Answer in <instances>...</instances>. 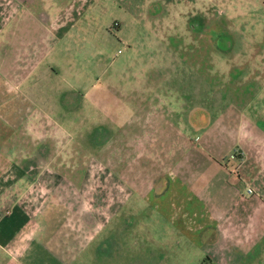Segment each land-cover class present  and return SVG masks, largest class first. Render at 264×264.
Listing matches in <instances>:
<instances>
[{"label": "crops", "instance_id": "obj_1", "mask_svg": "<svg viewBox=\"0 0 264 264\" xmlns=\"http://www.w3.org/2000/svg\"><path fill=\"white\" fill-rule=\"evenodd\" d=\"M45 1L0 0V264H116V259L117 264H127L130 254L121 245L128 237L130 207L151 199L161 214L158 221L173 226L169 256L174 252L176 261L185 255L178 244L187 242L212 249L210 257L217 264H250L244 260L256 248L263 251L257 250L255 256H263L264 157L245 153L225 163L222 155L207 153L205 147L204 152H194L200 143L212 144L204 136L210 125L203 115L196 116L202 108L188 110L186 152L178 157L173 153L178 143L171 139L178 140L179 134L172 127V136H166L170 152L159 153L172 163L152 176L131 168L135 161L130 160L131 146H139L134 155L140 160L150 140L160 137L149 115L154 110L146 107L157 106L161 112H178V107L143 103L131 109L126 105L117 135L114 127L101 136L98 132L114 116H104L102 122L91 115L90 126H82L83 117L81 122L74 120L71 129L90 130L91 159L96 165L106 161V178L101 181L104 170L96 169L91 184L84 185L83 171L73 170L68 185L62 165L67 160L66 146L68 142L81 145L76 139L84 132L68 133L65 124L71 118L59 109L53 111L51 104L42 105L35 93L44 95L42 83L59 76V63L47 58L54 59L52 49H60L72 20L68 10ZM83 1L88 5L89 0ZM65 91L70 96L75 90ZM79 92L82 104L90 96L93 102V87ZM199 162H204L202 171ZM248 188L253 192L247 193ZM86 191L89 202L76 195ZM236 251L237 258L230 257Z\"/></svg>", "mask_w": 264, "mask_h": 264}, {"label": "rangeland", "instance_id": "obj_2", "mask_svg": "<svg viewBox=\"0 0 264 264\" xmlns=\"http://www.w3.org/2000/svg\"><path fill=\"white\" fill-rule=\"evenodd\" d=\"M50 5L68 10L72 22L65 28L60 49H52L54 59L47 58L59 63V76L42 83L45 94L39 96L36 91L35 99L71 118L65 124L68 133L84 132L85 137L76 139L81 145L68 142L66 146L67 160L62 165L67 169L68 185L74 179L69 176L73 170L83 171V184L90 185L96 169L104 170L100 180H105L107 167L105 160L96 165L91 159L90 130L71 129L73 121L83 117L82 126H90L87 119L91 115L100 121L114 116L98 132L101 136L114 127L117 135L126 105L131 109L143 103L179 108L178 112H161L157 106L146 107L154 110L149 115L157 123L160 137L150 140L147 152L151 154L143 149L140 160L134 155L138 145L129 152L130 160L135 159L131 168L144 175L158 174L172 163L162 158L171 149L166 136H172V127L179 134L178 140L171 139L178 143L172 147L173 153L178 157L186 152L183 137L190 134L188 110L192 108L205 109L196 116L199 113L207 120L210 129L204 136L212 142V146L200 143L194 152H204L205 147L207 153L222 155L225 163L245 153L264 157V0H89L88 5L83 0H50ZM91 87L93 102L90 96L82 104L79 90L91 91ZM68 89L75 91L68 96ZM64 116L55 114L56 118ZM203 165L199 162L198 169ZM76 195L90 200L87 191ZM143 203L130 207L128 237L121 245L130 254L127 264H217L210 257L212 249L195 248L191 242L178 244L185 255L176 261L173 252L171 258L173 226L158 221L161 214L152 199ZM257 250L263 251L254 249L244 262L264 264V255L255 256ZM236 253L230 257L237 258Z\"/></svg>", "mask_w": 264, "mask_h": 264}, {"label": "built area", "instance_id": "obj_3", "mask_svg": "<svg viewBox=\"0 0 264 264\" xmlns=\"http://www.w3.org/2000/svg\"><path fill=\"white\" fill-rule=\"evenodd\" d=\"M252 192H253V190H252L251 188H248V189H247V193L250 194V193H252Z\"/></svg>", "mask_w": 264, "mask_h": 264}]
</instances>
